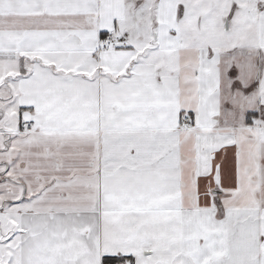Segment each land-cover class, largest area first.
I'll return each mask as SVG.
<instances>
[{"label":"snow or ice","instance_id":"obj_1","mask_svg":"<svg viewBox=\"0 0 264 264\" xmlns=\"http://www.w3.org/2000/svg\"><path fill=\"white\" fill-rule=\"evenodd\" d=\"M0 264H264V0H0Z\"/></svg>","mask_w":264,"mask_h":264}]
</instances>
